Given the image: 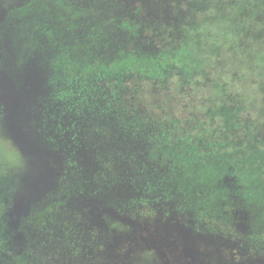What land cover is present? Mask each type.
<instances>
[{
    "label": "trees",
    "instance_id": "obj_1",
    "mask_svg": "<svg viewBox=\"0 0 264 264\" xmlns=\"http://www.w3.org/2000/svg\"><path fill=\"white\" fill-rule=\"evenodd\" d=\"M48 1L21 0L9 11L2 8L13 25L7 37L16 47L17 66L23 75L32 57L29 48L39 40L45 44L43 50L49 44L51 57L46 63L56 90L49 107L60 109L59 119L65 113L82 116L83 126L98 131L94 147L103 148L97 149V160L86 167L84 161L79 163L80 152L70 151L67 165L82 168L80 175L74 178L76 172L70 169L61 190L35 204L25 181L31 168L26 162H13L18 160L15 152L14 157L12 152L0 153V264H90L88 256L99 249L97 240L91 241L92 232L78 223L82 212L71 203L76 197L88 200L85 210L98 213V217L89 215L108 233L110 244L123 237L129 240L136 232V225L120 214L165 201L181 210L196 231L226 230L233 235L240 228L237 235L264 252V139H242L238 129L242 105L215 101L210 116L223 125L219 130L178 128L170 115L157 121L145 119V112L132 104L141 99L140 82L164 86L177 76L189 83L204 71L209 62L205 32L194 13L205 11L209 0H188L186 9L180 0H144L133 11L128 9L134 0L126 4L122 0H53L52 5ZM107 1L120 14H107L102 4ZM253 1H232L228 15H234L235 21L230 28L222 15L211 16V22H220L224 32L236 36L243 21L256 18L261 9L264 12V0H257L263 3L258 6ZM145 8L151 11L149 19L142 14ZM158 16L162 19L157 20ZM240 16L245 20H236ZM153 26L163 34L174 30L172 42L156 46L147 37ZM6 75L11 77L9 70ZM13 77L17 82V75ZM218 84L214 83L216 88ZM7 111L5 129L14 133L11 111ZM74 123L76 129L83 127ZM49 129L52 132L53 126ZM46 139L52 142L53 136ZM83 232L90 237L83 238ZM150 251L136 248L135 264H150L155 259Z\"/></svg>",
    "mask_w": 264,
    "mask_h": 264
},
{
    "label": "rangeland",
    "instance_id": "obj_2",
    "mask_svg": "<svg viewBox=\"0 0 264 264\" xmlns=\"http://www.w3.org/2000/svg\"><path fill=\"white\" fill-rule=\"evenodd\" d=\"M20 1L0 0V20L2 19L0 32H4V43L0 39V153L12 152L11 157H14L13 152H15L18 160L15 159L13 162L16 164L26 162L31 168L25 181L27 189L35 197L33 201L35 204L42 203L50 194L60 191L61 182L67 179L71 170L76 172L73 174L74 178L80 175L82 168L78 169L74 165L69 168L67 165L70 151L77 149V153L80 152L77 158H81L79 163L84 161L83 165L86 167L97 160V149L103 147H94L93 142L96 141L98 131L83 126L85 122L82 116L77 114L69 116V113L64 112L65 114L59 119L60 109L53 110L51 106L49 107L56 92L50 77L51 67L46 63L51 57L49 44H46V50H43L45 44L39 40L33 44L34 47L29 48L28 52L33 50L32 57L21 75L20 66H17V55L13 51L16 47L11 42V38L7 37L10 36L13 25L6 21L7 17H4L7 12L2 11V8L9 11ZM122 1L126 4L130 0ZM187 1L180 0L181 8L188 7ZM232 1L245 3L247 0H209L205 11L194 13L203 24L205 56L209 58L204 71L194 80L183 83L176 76L164 86L147 80L140 82L141 99L136 98L132 104L138 107V112H145V119L157 121L170 115L177 120L178 128L201 129L203 126H209L223 130V125H217L219 121L216 122L210 116V109L215 101H223L233 106L242 105L238 129L243 140L259 142L264 139V12L261 9V14L251 20H245L243 16L236 17L239 22L245 21H243V29L241 28V32L235 36L232 32H224L220 22H211L213 18L211 16L222 15L228 22L224 23L227 29L233 26L234 15H228ZM52 2L53 0L48 1L50 5ZM133 2L128 11H133L136 6L143 4L144 0ZM110 3L109 1L102 3L106 7V13L120 14L117 7ZM251 3L255 6L260 4L257 0ZM156 13L161 15L163 12ZM142 14L147 15L146 19L152 17L149 8H145ZM156 19L162 18L158 16ZM157 27L148 29L147 37H151L156 46L171 43L174 30L165 31L163 34ZM32 64L34 65L28 67ZM8 70L11 74L10 78L6 75ZM13 76L16 77L17 82ZM215 82L221 83L219 89L214 85ZM225 82L231 83L223 85ZM17 85L20 87L18 88ZM6 111H11L8 115L11 116L12 129L16 135L13 132L7 133L5 129L3 121L7 120ZM72 121L81 123L83 127L80 130L76 129L77 125L74 123L72 126ZM48 126H53L52 132L50 129L47 131ZM246 131L250 133L247 134ZM254 133H257L255 139H253ZM49 135L53 136L52 142L56 143L46 139ZM17 136L21 138L18 143L15 140ZM137 157L142 158L141 155ZM63 197L65 195L59 196V200ZM71 203L75 204L74 210L82 212L78 222L81 228L92 232V242L97 240L99 251L96 255L88 256L90 264H135L138 247L148 248L149 251L151 249L150 252L155 255V259L152 258L150 264H264V252L251 247L240 233L237 235L240 228L235 229L236 233L233 235L226 230L217 234L198 232L181 210L173 209L172 205L169 206L165 201L149 202L131 212H126L122 208L124 212L120 216L136 225V232L131 240L123 237L115 244L109 243L106 239L108 233L102 232L104 230L99 229L97 225L99 221L89 215L91 213L92 216L98 217V213L84 209L89 203L87 199L76 197ZM245 217L241 224L243 229ZM86 234L82 233L83 238L90 237ZM114 246H119V249L115 250Z\"/></svg>",
    "mask_w": 264,
    "mask_h": 264
}]
</instances>
